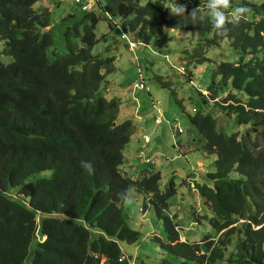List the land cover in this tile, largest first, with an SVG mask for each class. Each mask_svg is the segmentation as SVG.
I'll return each mask as SVG.
<instances>
[{"label":"trees","instance_id":"1","mask_svg":"<svg viewBox=\"0 0 264 264\" xmlns=\"http://www.w3.org/2000/svg\"><path fill=\"white\" fill-rule=\"evenodd\" d=\"M40 1L0 0V44L13 59L0 61V264H25L33 242L31 264H133L119 244L139 239L119 195L129 186L148 196L165 230V243L154 239L167 257L159 264H264V0H232L251 13L230 24L226 36L213 31L210 18L193 24L190 17L170 16L171 0L100 1L62 34L63 55L51 12L34 9ZM178 3L190 13L206 0ZM103 22L147 46L165 28L199 36L202 48L227 41L239 57L218 65L208 94L200 93L204 107L234 118L239 129L228 134L202 107L189 115L203 153L216 157L195 190L221 234L218 242L209 241L212 236L181 241L179 224L165 214L175 184L163 191L159 172L136 168V177L122 170L136 128L120 119L121 100L102 93L114 88L107 78L116 70L115 58L93 54L106 41L97 35ZM45 171L52 176L33 178Z\"/></svg>","mask_w":264,"mask_h":264},{"label":"rangeland","instance_id":"2","mask_svg":"<svg viewBox=\"0 0 264 264\" xmlns=\"http://www.w3.org/2000/svg\"><path fill=\"white\" fill-rule=\"evenodd\" d=\"M100 1L105 2V0ZM171 1L172 5L180 2V0ZM190 1L195 2L196 5L202 2V0ZM87 4V0H41L34 6L37 12L46 10L51 12L55 47L59 54L67 53L62 34L84 16L82 8ZM115 23L119 24V20L114 19L113 24ZM120 28L122 27L112 31L108 23H100L97 35L99 38L107 37L106 41H101L96 47L93 54L116 59V70L108 76L107 81L115 85L111 90H117L121 94L120 118L132 120L137 126L135 127L137 135H140V130L142 135L146 133L151 137L149 143L133 137L125 149L126 161L122 170L136 177L139 175L135 171L136 168H141L139 172L143 169H147L148 172H159L162 177L160 188L163 191H166L172 182L175 184L176 194L169 199L165 214L173 217L179 224L181 241L200 243L204 238L212 236L214 238H210L209 241L218 242L221 234H216L207 221L206 215H210V210L201 194L195 190L197 183L206 181L205 174L214 170L213 163L216 157L213 155L208 157L203 153L201 138L191 126L189 115L195 114L202 107L205 113H210L219 122L220 129L221 126H225L223 130L228 134L239 129L234 118L226 119L216 109L209 111L210 107H204L200 96V93L208 91L212 86L213 73L217 66L226 62L236 63L239 57L231 50L227 41L217 49H207L199 46V36L183 31L164 30L147 46L140 43L137 35L127 34ZM48 29L49 27L46 31ZM124 35L127 36L128 41L125 40ZM130 41L138 46L134 53L129 49ZM2 50L0 44V53H2L0 61L7 65L12 63L13 59L5 56ZM53 51L54 48L50 50L52 61H54ZM195 52L197 55L192 57ZM203 59L207 62L200 65ZM183 68L186 70V75L179 71ZM139 69L146 90L134 88L135 83L141 79ZM102 93L109 99L114 97L109 91ZM153 102L159 103L158 107L162 111L161 124L155 123L157 111L153 107ZM177 128L182 129L183 133L177 134ZM149 157L155 160V165L143 163V160ZM51 176L52 171H45L33 178ZM189 176L196 182L188 181ZM234 177L240 175L236 173ZM135 193V201L131 204L124 203V208L129 217L128 226L139 233V239L133 244L120 242V248L128 258L132 257L130 260L133 264H159L167 257L161 244L154 239L159 238L165 243L167 241L165 230L156 217L148 196L136 191ZM35 250L36 242H33L25 264H31ZM232 251L234 247L230 246L226 258ZM101 263H104V260ZM223 264L229 263L225 261Z\"/></svg>","mask_w":264,"mask_h":264},{"label":"clouds","instance_id":"3","mask_svg":"<svg viewBox=\"0 0 264 264\" xmlns=\"http://www.w3.org/2000/svg\"><path fill=\"white\" fill-rule=\"evenodd\" d=\"M167 8L170 9L171 15L190 17L193 24L198 22L206 23L210 18L212 29L219 36L228 35L230 24H238L245 21L251 13L250 7L247 5L234 6L232 0H206V5L201 6L200 4V6L192 8L190 13L188 12L187 4L176 3ZM81 167L89 174L94 172L93 164L90 162L82 161ZM119 195L125 204H131L136 199V193L131 186L127 187Z\"/></svg>","mask_w":264,"mask_h":264},{"label":"built area","instance_id":"4","mask_svg":"<svg viewBox=\"0 0 264 264\" xmlns=\"http://www.w3.org/2000/svg\"><path fill=\"white\" fill-rule=\"evenodd\" d=\"M98 2H100V0H87V5L83 7V12H89ZM124 38L126 41H128V38L126 35H124ZM129 49L131 51V53H134L137 49H138V46L133 43L132 41L129 42ZM2 54L0 53V56ZM182 74L186 75V70L183 68L181 70H179ZM139 72H140V69H139ZM140 81H137L134 85V88L136 90H146V85H145V81L143 80L142 78V74L140 72ZM158 104L159 103H155L153 102V107L154 109L157 111V114L155 116V123L156 124H161L162 123V119H163V114H162V111L160 110V107H158ZM177 134H182L183 133V130L182 129H178L177 128V131H176ZM144 140L146 143H149L151 142V137L148 136V135H144ZM144 162L146 163H151V164H154L155 163V160H153L152 157H149V158H146L144 160Z\"/></svg>","mask_w":264,"mask_h":264},{"label":"crops","instance_id":"5","mask_svg":"<svg viewBox=\"0 0 264 264\" xmlns=\"http://www.w3.org/2000/svg\"><path fill=\"white\" fill-rule=\"evenodd\" d=\"M115 91V92H114ZM109 92H111L112 93V95L113 96H115V97H117V98H119L120 99V93L117 91V90H110ZM115 93H117V94H115ZM204 93V92H203ZM124 96V95H123ZM123 99V98H122ZM122 102V101H121ZM142 118V117H141ZM141 118H140V120H141ZM120 119H127V118H120ZM135 124V123H134ZM135 127H137L136 125H135ZM137 130H139V127L137 128ZM139 132H140V135H137L136 133H135V135H134V137L136 138V139H138V140H140V138L143 136L142 135V132L139 130ZM146 134V133H145ZM144 134V135H145ZM186 241V240H185Z\"/></svg>","mask_w":264,"mask_h":264},{"label":"water","instance_id":"6","mask_svg":"<svg viewBox=\"0 0 264 264\" xmlns=\"http://www.w3.org/2000/svg\"><path fill=\"white\" fill-rule=\"evenodd\" d=\"M132 257H129L128 260H130Z\"/></svg>","mask_w":264,"mask_h":264}]
</instances>
